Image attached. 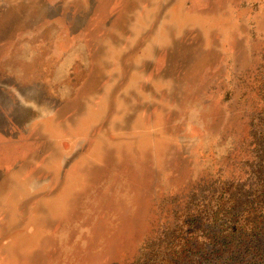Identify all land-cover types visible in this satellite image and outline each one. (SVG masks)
Here are the masks:
<instances>
[{
	"label": "rangeland",
	"instance_id": "rangeland-1",
	"mask_svg": "<svg viewBox=\"0 0 264 264\" xmlns=\"http://www.w3.org/2000/svg\"><path fill=\"white\" fill-rule=\"evenodd\" d=\"M263 81L264 0H0V264H134Z\"/></svg>",
	"mask_w": 264,
	"mask_h": 264
},
{
	"label": "trees",
	"instance_id": "trees-1",
	"mask_svg": "<svg viewBox=\"0 0 264 264\" xmlns=\"http://www.w3.org/2000/svg\"><path fill=\"white\" fill-rule=\"evenodd\" d=\"M250 149L245 179L198 184L134 264H264V107L251 119Z\"/></svg>",
	"mask_w": 264,
	"mask_h": 264
}]
</instances>
